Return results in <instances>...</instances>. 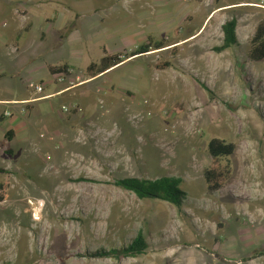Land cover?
<instances>
[{
	"label": "rangeland",
	"instance_id": "374dc122",
	"mask_svg": "<svg viewBox=\"0 0 264 264\" xmlns=\"http://www.w3.org/2000/svg\"><path fill=\"white\" fill-rule=\"evenodd\" d=\"M20 1L35 16L32 32L44 18L67 17L53 33L70 32L82 58L67 66L61 84L44 76L28 136L4 140L9 119L0 122V169L10 173L0 203V264H264V256L254 258L264 248V62L248 57L264 0ZM232 18L239 44L217 52ZM13 35L0 32L1 76L32 55L12 51ZM160 40L166 48L86 74L104 51L129 54ZM164 62L166 69L155 67ZM1 90L0 98L22 97ZM212 138L235 151L220 160L228 181L208 194L202 173L212 163ZM160 176L182 180L180 211L114 185ZM139 232L148 243L143 256H99Z\"/></svg>",
	"mask_w": 264,
	"mask_h": 264
},
{
	"label": "trees",
	"instance_id": "16d2710c",
	"mask_svg": "<svg viewBox=\"0 0 264 264\" xmlns=\"http://www.w3.org/2000/svg\"><path fill=\"white\" fill-rule=\"evenodd\" d=\"M257 1V0H252ZM237 20L232 18L227 21L221 27L223 40L222 43L215 47L217 52H224L227 49L235 47L239 44L236 36ZM165 40L149 41L148 43L141 44L132 53L127 54H107L104 51V56L100 58L98 63H90L86 68V74L91 78L102 75L113 68L118 67L123 63L125 59H131L138 55L148 54L151 51H159L166 48ZM248 57L255 62H264V20L260 21L255 26L253 36L251 38L250 49ZM169 65L163 63L156 65L157 69H166ZM67 65L61 67H49V73L53 76H57L67 72ZM5 139L10 140V133L5 134ZM207 150L212 159L211 165L202 173L203 179L206 184L207 193L213 194L216 191H220L230 176V169L226 165H222L220 160L228 157L235 151V144L227 143L218 138H212L207 143ZM0 174L5 175V181L0 184V203L5 200V195L10 185L9 176L10 173L7 170L0 169ZM182 180L180 177L175 176H160L155 179H143V178H122L114 182V185L125 190V192L132 193L140 200H159L161 202L174 206L178 211L181 210L184 201L186 200V194L180 189ZM148 243L139 232L136 237L127 246L111 249L107 252H102L99 256L116 261L125 260L128 258H135L146 254L148 249ZM264 256V248L260 250L255 257ZM222 263H225L223 258H219ZM248 260V259H247Z\"/></svg>",
	"mask_w": 264,
	"mask_h": 264
},
{
	"label": "crops",
	"instance_id": "0c3cea01",
	"mask_svg": "<svg viewBox=\"0 0 264 264\" xmlns=\"http://www.w3.org/2000/svg\"><path fill=\"white\" fill-rule=\"evenodd\" d=\"M29 10L30 7L23 5V2L20 0H0V32L8 34L12 31L14 33L11 38L12 51L20 53V51L25 49L32 50V55L20 71H16L12 76H1L4 70L3 67L0 70L1 83L2 78L8 81L5 87L2 88L0 86L2 89L0 90L5 93L4 91L6 90L13 91L18 89L19 94L22 96L21 98H16L13 95H7L0 98V122L9 119V125L2 132V136L5 140V134L7 132L10 133V142L28 136L27 130L30 128L28 117L35 109L34 103L41 101L34 98V92L28 89L27 84L29 81L35 80L39 84H42L45 89L48 83H43V78L44 76L51 75L48 70L49 67L56 68L67 65L77 68L82 58V48L73 42H68L71 36L70 32H66L64 35H55L53 33L55 30L54 26H56V17L44 18L39 28L35 32H32L35 16ZM63 19H67V17H63L57 21H61L62 23L67 21ZM28 36L29 38L26 40ZM30 36L35 41H29ZM46 40L49 42L48 46L41 51L37 49L36 44H44ZM15 79L20 81L18 86L12 84ZM57 94L59 93H47L44 95V98ZM4 113H9V116H3Z\"/></svg>",
	"mask_w": 264,
	"mask_h": 264
},
{
	"label": "built area",
	"instance_id": "2783aa9c",
	"mask_svg": "<svg viewBox=\"0 0 264 264\" xmlns=\"http://www.w3.org/2000/svg\"><path fill=\"white\" fill-rule=\"evenodd\" d=\"M69 74H70V71H67L66 73H62V74H59L57 76H54L55 81L58 84H61V83L65 82V80H67V77L69 76ZM28 89L31 92H34L35 95H40V94H43V92H44V87L42 86V84H39V83L30 82L28 84ZM37 99H39V98H37ZM4 116H9V113H4Z\"/></svg>",
	"mask_w": 264,
	"mask_h": 264
},
{
	"label": "bare ground",
	"instance_id": "6f19581e",
	"mask_svg": "<svg viewBox=\"0 0 264 264\" xmlns=\"http://www.w3.org/2000/svg\"><path fill=\"white\" fill-rule=\"evenodd\" d=\"M67 68H68V67H67ZM35 213H36V212H35ZM34 218H36V214H35Z\"/></svg>",
	"mask_w": 264,
	"mask_h": 264
}]
</instances>
